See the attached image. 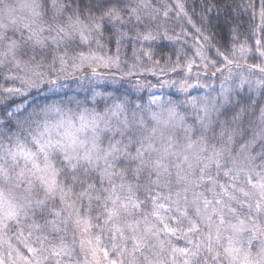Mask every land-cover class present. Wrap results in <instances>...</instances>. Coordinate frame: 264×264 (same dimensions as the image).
I'll return each instance as SVG.
<instances>
[{
	"label": "snow or ice",
	"instance_id": "snow-or-ice-1",
	"mask_svg": "<svg viewBox=\"0 0 264 264\" xmlns=\"http://www.w3.org/2000/svg\"><path fill=\"white\" fill-rule=\"evenodd\" d=\"M236 11L264 32V0ZM171 18L192 23L184 0H0V78L12 84L0 87V264H264V40L250 46L239 16L229 44L197 28L193 56L153 61L163 74L197 69L196 84L160 85L181 99L55 98L86 68L120 70L124 28L178 41ZM110 42L116 54H98ZM201 72L219 73V89Z\"/></svg>",
	"mask_w": 264,
	"mask_h": 264
},
{
	"label": "rangeland",
	"instance_id": "rangeland-1",
	"mask_svg": "<svg viewBox=\"0 0 264 264\" xmlns=\"http://www.w3.org/2000/svg\"><path fill=\"white\" fill-rule=\"evenodd\" d=\"M161 22L163 23V21ZM168 22H170V19ZM164 27L168 28L166 23L164 24ZM195 44L193 42H189L187 47H185L189 49L187 52H185L187 56H193L195 52ZM144 49L145 48L142 50ZM144 51L152 52V50L149 49ZM98 54L112 56L116 53L115 51L106 52L102 50ZM137 54L139 55V53ZM120 60V70H117L116 68L106 69L97 67L96 71L99 73V76L96 78H92V70L90 68H86L83 72H77L74 76H69L67 79H62L61 83L63 84V87L59 89L55 98L58 99V97H61V100H67L69 98L75 97L76 99L83 100L86 96L90 95L89 88H95L96 91L100 92L113 93L117 95L127 94L129 98L134 100L137 104H148L153 96L157 98H163L165 100H178L183 98V93H181L176 86L170 84H164L163 87L160 86L164 83V81H167L168 78H170V81L188 78L190 83L196 84L195 77L197 74V69L195 67L193 69V73L190 75L184 72L182 69L178 70L179 74L177 72L163 74L153 63V61L158 60L155 55H153L152 60H148L147 57L141 56V59L136 61L132 52L131 54L129 53L124 57L122 54H120ZM247 62L250 64L260 63L258 59L253 58H249ZM134 63L136 64V67L132 69L133 74H127L129 68H132ZM160 63L163 64L161 61ZM233 72V79L229 81V84L232 86H235L239 82L240 74L245 76L249 74L244 67L239 69L234 68ZM153 73H155V75ZM89 78H91L90 84L88 83ZM252 78L258 79L259 73H255ZM222 79V77L220 79H217V77H206L202 72L200 74L201 84L211 85L217 90L219 89ZM149 85H151V87H149ZM4 86H12V84L11 82H6L3 78H0V87ZM16 86L19 85L17 84ZM206 91H208L206 88H194L190 90V93L191 95L199 96L203 95ZM240 91L242 95L245 94L247 92V86H245V88L241 89ZM171 94H175V97H172ZM248 94L250 95L251 93ZM25 102L26 101L23 97H15L13 100V106H15L16 103Z\"/></svg>",
	"mask_w": 264,
	"mask_h": 264
},
{
	"label": "trees",
	"instance_id": "trees-1",
	"mask_svg": "<svg viewBox=\"0 0 264 264\" xmlns=\"http://www.w3.org/2000/svg\"><path fill=\"white\" fill-rule=\"evenodd\" d=\"M157 5L161 0H155ZM171 2V0H169ZM186 4V9L188 15L191 17L192 23H188L186 18H171L170 22H167L168 26V35L169 36H179L180 39L177 41L175 39L169 40L159 36L155 40H139L136 39L135 31H128L127 28L122 29L127 32V37L121 44L120 54L123 57L127 54H131L134 50L137 49H149L152 50L153 55L157 57L159 61L164 63L162 56H170L173 60L176 59L175 54H180V51L187 52L189 49L187 47L189 42L194 44L197 41L203 43V40L196 29L199 28L205 36L211 34L214 36L213 43L216 47H221V45L229 44L232 41V29L236 27L235 17L239 16L240 22L243 25L241 31L243 32V39L247 40V43L251 46L255 39L264 40V32L253 31L258 26V17L252 18L249 11L243 12L242 15H239L236 11V4H247L248 0H184ZM129 3L134 4L135 0H129ZM209 5L212 7L209 8ZM203 17V19H202ZM195 25V27L193 26ZM107 32L105 35H109L113 31L111 24L106 25ZM247 29V31H244ZM138 31L143 32L144 29L141 27ZM95 45H93V48ZM187 49V50H186ZM221 50H224L223 48ZM106 52L115 51V43L110 42L107 44L104 49ZM209 55L215 58L214 51H210ZM253 59H258L260 62L259 56H255ZM183 63V61H181ZM173 73V72H169ZM219 77V73H217ZM213 78V77H212ZM170 82V78L167 79ZM172 97H175V94H171ZM251 95V94H250ZM259 99V97H255ZM61 99V97H58Z\"/></svg>",
	"mask_w": 264,
	"mask_h": 264
}]
</instances>
